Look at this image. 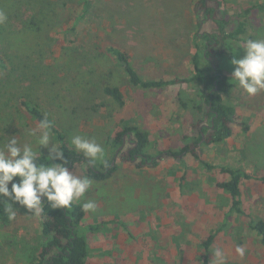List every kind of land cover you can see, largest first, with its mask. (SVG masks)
Instances as JSON below:
<instances>
[{
    "label": "rangeland",
    "instance_id": "rangeland-1",
    "mask_svg": "<svg viewBox=\"0 0 264 264\" xmlns=\"http://www.w3.org/2000/svg\"><path fill=\"white\" fill-rule=\"evenodd\" d=\"M195 1L0 0L6 17L0 23V57L6 61L5 68L0 65V142L16 135L21 143H35L28 131L38 123L22 106L25 101L49 115L69 143L79 135L99 144L105 155L95 166L114 156L119 166L105 181L90 178L85 166L73 171L92 180L79 202L96 205L83 222L98 225L87 231V264H203L201 241L211 234V258L221 248L227 264H264V248L250 228L252 217L264 219V183L243 181V215L230 211V198L218 186L230 179L223 167L264 176V92L249 96L233 81L232 91L222 95L236 108L233 135L221 143L203 139L198 157L187 155L184 164L160 156L193 144L195 126L208 122L201 87L181 81L194 74ZM263 1L225 0L222 11L231 29L247 8ZM244 37L264 39V11H252ZM243 44L229 39L225 55L216 59L226 75L233 71L231 60L244 55ZM110 46L130 56L143 80L177 83L158 89L133 85ZM108 86L121 89L123 105L104 92ZM130 127L149 134L144 153L156 158V167L150 162L136 168L119 158L113 139ZM131 144L126 140L121 150L130 151ZM13 207L16 215L9 219L0 203V264H34L40 214ZM237 245L246 248L243 258Z\"/></svg>",
    "mask_w": 264,
    "mask_h": 264
},
{
    "label": "trees",
    "instance_id": "trees-1",
    "mask_svg": "<svg viewBox=\"0 0 264 264\" xmlns=\"http://www.w3.org/2000/svg\"><path fill=\"white\" fill-rule=\"evenodd\" d=\"M89 0H85L88 3ZM225 0H196L194 7L197 12L199 31L194 36V53L192 63L194 74L184 82L197 83L204 95V103L207 111V124L198 123V136L193 144L187 145L179 152H161L164 156L174 157L184 164V157L192 155L198 157L197 147L204 140L205 144L221 143L233 135L234 117L236 108L223 102L222 95L229 94L234 86L231 76L226 75L216 64V59L226 53L225 43L229 39L245 42L247 33V19L254 9L264 11V1L261 4L247 8L242 14V20L233 30L231 22L224 17L223 7ZM108 52L113 55L121 68L129 78V81L143 88L158 89L176 84L178 80H143L132 64L130 56L118 47H108ZM215 63L216 67H213ZM0 65L6 67V61L0 57ZM104 92L120 105L124 104V94L118 87H106ZM22 106L39 123L44 113L38 106L22 101ZM201 111V108H199ZM52 124L54 142L57 143L67 160V166L74 171L78 166L87 168L88 176L96 181H105L113 177L119 166L113 159L102 164L100 167L88 164L82 153H78L67 140L66 135L57 127L54 120L47 115ZM130 140L131 150H121L126 140ZM113 145L117 148L119 158L126 163H133L136 168H142L151 162L156 167L159 162L151 155L145 154L144 150L149 145V134L138 127H130L119 132L113 139ZM117 154V153H116ZM38 163H50L48 153L42 154ZM59 163V161H56ZM222 171L230 176L226 182L218 186L225 191L231 201V212L243 215L244 202L242 183L243 181L256 180L264 183V176H258L246 172L240 168L223 167ZM86 211L82 210V203L74 200L68 208H52L50 204L43 205L41 218V242L34 258V264H87L89 257V243L87 231L92 232L97 224L84 226ZM250 228L256 232L260 244L264 248V219L252 217ZM216 234H211L201 241V247L205 250L203 264H211L209 252L215 242Z\"/></svg>",
    "mask_w": 264,
    "mask_h": 264
},
{
    "label": "clouds",
    "instance_id": "clouds-1",
    "mask_svg": "<svg viewBox=\"0 0 264 264\" xmlns=\"http://www.w3.org/2000/svg\"><path fill=\"white\" fill-rule=\"evenodd\" d=\"M5 19L0 13V23ZM239 48L243 49L244 55L231 60L234 66L231 79L249 96L264 92V39H246ZM28 135L35 139L34 144L21 143L16 135L0 142V203L9 219L16 215L13 205L24 207L35 215L41 214L45 203L52 208H68L74 200H81L92 186L89 177L78 176L67 166L64 152L54 142L47 114L28 131ZM70 144L83 154L88 164L95 166L97 161L103 162L104 149L94 140L75 135ZM41 148L48 150L50 163H38L43 156ZM95 209L91 200L82 203L83 211ZM235 251L243 258L246 248L237 245ZM212 256L211 264H227L223 249L215 248Z\"/></svg>",
    "mask_w": 264,
    "mask_h": 264
},
{
    "label": "water",
    "instance_id": "water-1",
    "mask_svg": "<svg viewBox=\"0 0 264 264\" xmlns=\"http://www.w3.org/2000/svg\"><path fill=\"white\" fill-rule=\"evenodd\" d=\"M213 67L215 68V67H216V65H215V64H213Z\"/></svg>",
    "mask_w": 264,
    "mask_h": 264
}]
</instances>
